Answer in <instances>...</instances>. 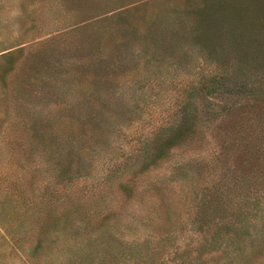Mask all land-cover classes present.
<instances>
[{"label":"rangeland","instance_id":"1","mask_svg":"<svg viewBox=\"0 0 264 264\" xmlns=\"http://www.w3.org/2000/svg\"><path fill=\"white\" fill-rule=\"evenodd\" d=\"M0 264H264V0H0Z\"/></svg>","mask_w":264,"mask_h":264},{"label":"trees","instance_id":"2","mask_svg":"<svg viewBox=\"0 0 264 264\" xmlns=\"http://www.w3.org/2000/svg\"><path fill=\"white\" fill-rule=\"evenodd\" d=\"M103 102L104 105L107 107L108 105H110V99H105ZM89 122H90L91 131L94 133L102 129V127L108 122V120L106 114L102 110V111L91 112L89 116Z\"/></svg>","mask_w":264,"mask_h":264}]
</instances>
